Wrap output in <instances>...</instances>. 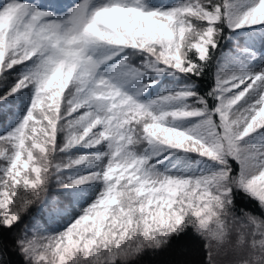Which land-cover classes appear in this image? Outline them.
<instances>
[{"label":"snow or ice","instance_id":"snow-or-ice-1","mask_svg":"<svg viewBox=\"0 0 264 264\" xmlns=\"http://www.w3.org/2000/svg\"><path fill=\"white\" fill-rule=\"evenodd\" d=\"M0 264H264V0H0Z\"/></svg>","mask_w":264,"mask_h":264},{"label":"trees","instance_id":"trees-1","mask_svg":"<svg viewBox=\"0 0 264 264\" xmlns=\"http://www.w3.org/2000/svg\"><path fill=\"white\" fill-rule=\"evenodd\" d=\"M180 243H181V245H183V244L186 243V241H181ZM18 259H19L18 257L13 256V260H14V261H18Z\"/></svg>","mask_w":264,"mask_h":264}]
</instances>
